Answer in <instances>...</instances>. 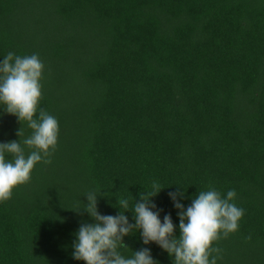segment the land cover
<instances>
[{
  "label": "trees",
  "instance_id": "trees-1",
  "mask_svg": "<svg viewBox=\"0 0 264 264\" xmlns=\"http://www.w3.org/2000/svg\"><path fill=\"white\" fill-rule=\"evenodd\" d=\"M9 51L43 61L38 109L59 131L51 163L0 203V264H84L71 256L91 222L71 209L82 193L102 188L98 210L114 215L116 197L139 199L154 179L174 225L167 192L185 188L187 205L209 185L235 189L244 214L212 242L217 264H264V0H0ZM19 128L22 141L26 122L0 114V141ZM123 242L171 264L138 231Z\"/></svg>",
  "mask_w": 264,
  "mask_h": 264
},
{
  "label": "clouds",
  "instance_id": "clouds-1",
  "mask_svg": "<svg viewBox=\"0 0 264 264\" xmlns=\"http://www.w3.org/2000/svg\"><path fill=\"white\" fill-rule=\"evenodd\" d=\"M43 69L37 53L16 55L9 51L0 58V114L14 115L31 130L22 141L20 128L18 139L0 141V203L10 199L16 185L29 181L37 162L51 163L59 125L55 116L38 109ZM25 147L30 149L27 154ZM163 187L154 179L138 193L139 199L116 197L114 206L119 210L114 215L98 210L102 188L82 193L86 203L79 200L80 206L71 209L78 214L82 210L91 222H79L73 232L72 258L84 264H160L150 247L132 250L124 244L123 237L138 231L141 244L154 243L171 258V264H217L221 249L212 242L235 232L244 214L234 202L235 189L229 188L222 195L209 185L195 196L191 194L187 205L183 203L185 188L178 186L167 192L178 217L174 225L170 213L164 212L161 218L163 209L152 199ZM129 209L131 221L125 214ZM122 249L131 252L125 255Z\"/></svg>",
  "mask_w": 264,
  "mask_h": 264
}]
</instances>
